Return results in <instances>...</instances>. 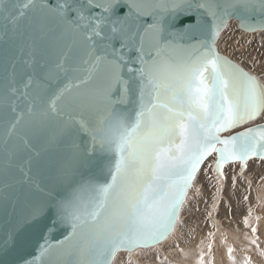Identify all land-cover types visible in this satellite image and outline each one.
Returning a JSON list of instances; mask_svg holds the SVG:
<instances>
[{
  "label": "snow or ice",
  "instance_id": "6c2138e0",
  "mask_svg": "<svg viewBox=\"0 0 264 264\" xmlns=\"http://www.w3.org/2000/svg\"><path fill=\"white\" fill-rule=\"evenodd\" d=\"M233 17L264 32V0H0V264H112L201 171L264 159V84L217 50Z\"/></svg>",
  "mask_w": 264,
  "mask_h": 264
},
{
  "label": "rangeland",
  "instance_id": "374dc122",
  "mask_svg": "<svg viewBox=\"0 0 264 264\" xmlns=\"http://www.w3.org/2000/svg\"><path fill=\"white\" fill-rule=\"evenodd\" d=\"M217 50L220 52V54L226 56L229 60H232L234 63H237L240 67L244 68L246 71L250 72L253 75H256L260 79L262 84H264V32H260V31H258V32H245L243 30H240L237 27V22L235 20L231 19L228 21L227 27L224 28L219 34V37L217 40ZM249 162H250V160H249ZM256 162L260 163V165H257L258 169H254L252 171L251 170L247 171L248 163H247V166L245 167V169H241L238 164H236L238 166V168L232 166L234 164L225 165V175L221 176V177H219L214 170H209L206 173L204 171H201L197 176L199 181L196 180V183H197V184H195L196 187H198V185H199V188H200L199 183L204 178H207V177L209 180H214L215 183L219 184V189L216 192V197H215V201H214L215 203H213V205H211V207H212L211 209L209 208L210 211L208 210L209 213H208L206 219H203V218H205V215H202L201 217H198V218L189 215L190 213H188L189 212L188 209H190L192 201L194 199L193 198L194 194L191 192L188 199H187L190 201H187V204L182 209L181 213L179 210V213H178L179 221H178L177 231H176V234L171 239L162 243L160 245L161 248L159 247L157 249L144 251L147 248H145V249L137 248V249L130 251V252L122 250V252L120 251L115 255L114 259L112 260L113 264H116V262H117L116 260H118L117 263H119V261L121 260V255L127 256L130 253L132 254L131 258L133 257L134 259H132V261L130 259V261H128L129 264H174V263H179V264H187V263L188 264H194V263L197 264V263H200L201 264V260H200L201 257H203V260H205V262L203 261V264H208V263L209 264H216L218 262H219V264H238V263L239 264H244V263L245 264H255V263L256 264H264V232H263V230H264L263 225L264 224H262V223H264V160L260 159L259 161H256ZM248 179H249V181H248ZM238 183H240V184H238ZM241 186H243V187H241ZM226 190H227V193H225ZM235 191L237 192V194L235 193ZM223 193H224V195H223ZM227 194L230 197H227ZM226 198L228 201H226ZM229 199L232 202L229 201ZM256 199H257V201H256ZM233 201H234V203H233ZM188 203H189V205H188ZM236 204H239V205H236ZM239 207L242 208V211ZM237 209L238 210L240 209V210L238 211ZM237 211H238V214L236 213ZM185 212H186V214L184 215ZM213 214H214V216H213ZM242 214H243V216H241ZM188 216H190V218ZM238 216H241V217H238ZM186 217L188 218V220L186 219ZM191 217H193L194 220H193V218L191 219ZM242 217L243 218L245 217V218L243 219ZM254 217H255V219H254ZM208 219H210V220H208ZM198 220H199V222L201 221L200 222L201 224L199 223L200 225L197 222ZM206 220L208 222H210V221H212V222H210V224H209L208 222H206ZM246 220H247V222H246ZM214 221H215L216 225L214 224ZM202 222H203V225H202ZM242 222L243 223L245 222V223L243 224ZM213 224H214V226H213ZM246 225H248V226H246ZM254 225H256V226H254ZM260 225H262L263 229H260V228H262ZM216 226H217L218 230L216 229V231H215L213 228H216ZM258 226H260V227L256 229V227H258ZM253 228L256 229V233H254L252 231ZM201 230H203V231H201ZM195 232L197 233V235H196L197 238L195 236ZM236 232H238L239 234ZM199 233L201 234V236L200 235L198 236ZM216 233L217 234L219 233L218 236L221 240L217 239L218 238L217 235H216L217 237L213 236ZM235 233L237 234V236L235 235ZM254 234H255V237H254ZM243 235H244V238L245 237H246V239L248 238L247 240L243 239V240L247 241L246 242L247 245H248L249 241L252 240V244L251 243L249 244L250 247L252 246L251 248L249 247V245L247 247L245 244V241H243L241 239ZM204 236L206 238L203 239L202 237H204ZM250 237L253 239H251ZM198 238H200V239H198ZM214 238H216V239H214ZM205 239H208V240H205ZM255 239H257L258 242ZM196 240L197 241L200 240L202 243L200 241L195 243ZM204 240H205V243H204ZM209 240H212V241H209ZM253 240H255V243H253ZM192 241H195L194 242L195 244ZM216 241H218V242H216ZM220 241H221V243H223L222 245L220 244ZM190 242L194 245H191ZM208 243H210V244H208ZM215 243H218V244L214 245ZM188 244H189V248L191 247V249L188 248ZM199 246H200V248H199ZM206 246H207V250L209 249L207 251V254H206V250H205ZM209 246H211V247L213 246L212 247L213 249ZM197 247H198V249H196ZM220 247L221 248L223 247V248L221 249ZM210 248H211V250H210ZM259 248H261V249L259 250ZM217 249L219 252L217 251ZM225 249H226V251H225ZM229 249H231L232 252H229ZM250 249H252L253 251ZM136 250H138V251H136ZM212 250H214L213 253H212ZM141 251H143V252H141ZM191 251H192V253L196 252L195 253L196 256L198 253V256L195 257V255L192 254ZM222 251H225L226 255ZM137 252H141V253H137ZM156 252H158V253H156ZM228 252H229V254H228ZM122 253H124V254H122ZM133 253H134V255H133ZM216 253H217V255H216ZM218 253H221V255L223 254L222 256L225 255V257H227V258L225 259V257L223 258L222 256H221L222 258L219 257L220 255ZM232 253L237 254L239 257L237 255L232 254ZM243 253L245 255H243ZM164 254H165V256H163ZM202 254H204V255L206 254V255L204 256ZM159 255H160V257H159ZM190 255L191 256L193 255L194 257L192 256V258H190L191 257ZM214 255L216 258L214 257ZM240 255H241V257H240ZM117 256H118V258H116ZM171 256H172V259H170ZM235 256H237V258ZM167 257H169V258H167ZM115 258H116V260H115ZM159 258H160V260H159ZM173 258H174V261H173ZM221 259H223L225 261H222ZM180 261H182V262H180ZM214 262H216V263H214ZM126 263L121 262L119 264H126Z\"/></svg>",
  "mask_w": 264,
  "mask_h": 264
},
{
  "label": "bare ground",
  "instance_id": "6f19581e",
  "mask_svg": "<svg viewBox=\"0 0 264 264\" xmlns=\"http://www.w3.org/2000/svg\"><path fill=\"white\" fill-rule=\"evenodd\" d=\"M256 32H258V31H256ZM250 124H252V123H249V124H246V125H243V126H241V127H239V128H237V129H235L234 131H237V130H239L240 128H243V127H246V126H248V125H250ZM260 159H250V162L248 163V168H247V171H249V170H254V169H258V166L257 165H260V163H258V162H256V161H259ZM264 160V159H263ZM236 164H238L239 166H240V164L239 163H235L234 165H232V166H234V167H237L238 168V166L236 165ZM246 171V172H247ZM249 173V172H248ZM200 176V175H199ZM208 179V177L207 178H204L199 184H200V188H199V185H198V187H196V185L195 184H197L196 183V180H198V178L193 182V185H192V187L188 190V192H187V194H186V196H185V198H184V203L182 204V206H181V208H180V213H181V211H182V209L186 206V204H187V201H190V200H187L188 199V197H189V195H190V193L192 192L193 194H194V199H193V201H192V204H191V207H190V209H188L189 210V212L188 213H190L189 215H191V216H193V217H201L202 215H205V218H203V219H206V217H207V215H208V213H209V211H210V209L212 208L211 207V205H213V203H215L214 201H215V197H216V192L218 191V189H219V184H217V183H215L214 182V180H207ZM199 181V180H198ZM248 181H249V179H248ZM247 181V182H248ZM238 184H240V183H238ZM244 184V183H243ZM252 186V185H251ZM263 186V185H262ZM241 187H243V186H241ZM249 187V186H248ZM230 189V188H229ZM261 189V188H260ZM220 192V191H219ZM225 192V191H224ZM245 192V191H244ZM250 192V191H249ZM255 192V191H254ZM201 193V194H200ZM225 193H227V190H226V192ZM235 193L237 194V192L235 191ZM243 193V192H242ZM235 194V195H236ZM240 194V193H239ZM244 194V193H243ZM220 195V194H219ZM223 195H224V193H223ZM226 195V194H225ZM230 195V194H229ZM242 195V194H241ZM245 195V194H244ZM222 196V195H221ZM191 197V196H190ZM224 197V196H223ZM227 197H230V196H228V194H227ZM237 197V196H236ZM247 197V196H246ZM256 197V196H255ZM238 198V197H237ZM191 199V198H190ZM220 199V198H219ZM231 199V198H230ZM229 199V201H231ZM261 199V198H260ZM192 200V199H191ZM226 201H228L227 200V198H226ZM235 201V200H234ZM234 201H233V203H234ZM256 201H257V199H256ZM259 201V200H258ZM220 202V201H219ZM232 202V201H231ZM217 203V202H216ZM238 203V202H237ZM223 204V203H222ZM221 204V205H222ZM263 204V203H262ZM188 205H189V203H188ZM217 205V204H216ZM235 205V204H234ZM236 205H239V204H236ZM243 205V204H242ZM230 206V205H229ZM189 207V206H188ZM236 207V206H235ZM238 207V206H237ZM210 208V209H209ZM240 208V207H239ZM241 209V211H242V208H240ZM239 209V210H240ZM209 210V211H208ZM236 210V209H235ZM238 210V209H237ZM238 210V211H239ZM186 211V210H185ZM230 211V210H229ZM238 211L236 212L237 214H238ZM212 212V211H211ZM260 212V211H259ZM240 213V212H239ZM186 214V212L184 213V215ZM215 214V213H214ZM214 214H213V216H214ZM244 214V213H243ZM243 214L241 215V216H243ZM250 214V213H249ZM241 216H238V217H241ZM245 216V215H244ZM189 218H190V216H188ZM193 217H191V219L193 218ZM246 217V216H245ZM244 217V218H245ZM196 218V219H197ZM214 218V217H213ZM218 218V217H217ZM243 218V217H242ZM243 218V219H244ZM186 219L188 220V218L186 217ZM250 219V218H249ZM254 219H255V217H254ZM190 220V219H189ZM193 220H194V218H193ZM202 220V219H201ZM208 220H210V219H208ZM212 220V219H211ZM259 220V219H258ZM178 221H179V216H178V218H177V220H176V222H175V225H174V227H173V230H172V232L163 240V241H161V242H159L157 245H155V246H152V247H149V248H147L146 250H144V251H148V250H152V249H157V248H159L160 247V245L162 244V243H164L165 241H167V240H169V239H171L175 234H176V231H177V227H178ZM184 221V220H183ZM213 221V220H212ZM212 221H210V222H212ZM245 221V220H244ZM261 221V220H260ZM198 222V224L201 222H199V220L197 221ZM206 222H208L207 220H206ZM210 222H208L209 224H210ZM218 222V221H217ZM216 222V223H217ZM246 222H247V220H246ZM243 223V222H242ZM245 223V222H244ZM243 223V224H244ZM193 224V223H192ZM197 224V223H196ZM201 224V223H200ZM199 224V225H200ZM208 224V225H209ZM214 224H215V221H214ZM214 224H213V226H214ZM233 224V223H232ZM237 224V223H236ZM235 224V225H236ZM262 224H264V223H262ZM194 225V224H193ZM202 225H203V222H202ZM201 225V226H202ZM216 225V224H215ZM249 225V224H248ZM248 225H246V226H248ZM218 226V225H217ZM217 226H216V228H213L215 231H216V229H217ZM221 226V225H220ZM238 226V225H237ZM254 226H256V225H254ZM261 227H262V225H260ZM260 226H258V227H256V229L257 228H259ZM264 226V225H263ZM194 227V226H193ZM211 227V226H210ZM219 228V227H218ZM241 228V227H240ZM260 229H263V227L262 228H260ZM218 230V229H217ZM201 231H203V230H201ZM200 231V232H201ZM213 231V230H212ZM248 231V230H247ZM198 232V231H197ZM218 232V231H217ZM222 232V231H221ZM243 232V231H242ZM246 232V231H245ZM244 232V233H245ZM263 232H264V230H263ZM213 233V232H212ZM236 233H238V232H236ZM235 233V235L237 236V234ZM241 233V232H240ZM243 233V234H244ZM254 233H256V231L254 232ZM219 234V233H218ZM218 234L216 233V234H214L213 236H218ZM239 234V233H238ZM242 234V233H241ZM262 234V233H261ZM197 235V233L195 232V236ZM201 236V234L199 233L198 234V236ZM258 235V234H257ZM263 235V234H262ZM203 236V235H202ZM206 236V235H205ZM202 237L203 239L204 238H206V237ZM216 236V237H217ZM261 236V235H260ZM221 237V236H220ZM249 237V236H248ZM254 237H255V234H254ZM196 238H197V236H196ZM195 238V239H196ZM251 238V237H250ZM261 238V237H260ZM198 239H200V238H198ZM214 239H216V238H214ZM217 239H220L219 238V236H218V238ZM242 240L243 239H245V240H247L246 239V237L244 238V235L242 236V238H241ZM251 239H253V238H251ZM205 240H208V239H205ZM205 240H204V243H205ZM221 240V239H220ZM223 240V239H222ZM245 240H243V241H245ZM250 240V239H249ZM248 240V241H249ZM256 241H257V239H255ZM255 240H253V241H255ZM200 240H196V242L195 241H192L193 243L195 242V243H197V242H199ZM209 241H212V240H209ZM219 241V240H218ZM218 241H216V242H218ZM201 242V241H200ZM229 242V241H228ZM247 241H245V244H246V246L248 247V245L251 243L252 244V240L251 241H249V243H248V245H247V243H246ZM258 242V241H257ZM191 243V242H190ZM189 243V244H190ZM194 243V244H195ZM202 243V242H201ZM203 243V244H204ZM213 243V242H212ZM189 244H188V248H189ZM194 244H192L191 243V245H194ZM199 244V243H198ZM208 244H210V243H208ZM207 244V245H208ZM218 243H215L214 245H217ZM220 244L222 245L223 243H221V241H220ZM190 245V246H191ZM255 245V244H254ZM197 246V245H196ZM237 246V245H236ZM193 247V246H192ZM213 247V246H212ZM211 247V248H212ZM216 247V246H215ZM218 247V246H217ZM238 247V246H237ZM249 247H250V245H249ZM252 247V246H251ZM250 247V248H251ZM256 247V246H255ZM260 247V246H259ZM161 248V247H160ZM199 248H200V246H199ZM211 248H210V250H211ZM221 248V247H220ZM223 248V247H222ZM221 248V249H222ZM263 248V247H262ZM189 249H191V247L189 248ZM196 249H198V247L196 248ZM213 249V248H212ZM215 249V248H214ZM249 249V248H248ZM253 249V248H252ZM252 249H250V250H252ZM261 248H259V250H260ZM206 254H207V251L209 250H207V246H206ZM136 251H138V250H136ZM158 251V250H157ZM166 251V250H165ZM200 251V250H199ZM202 251V250H201ZM213 251L214 250H212V253H213ZM217 251H218V249H217ZM225 251H226V249H225ZM225 251H222V252H224L225 253V255H226V252ZM253 251V250H252ZM120 252V251H119ZM122 252V251H121ZM141 252H143V251H141ZM141 252H137V253H141ZM219 252V251H218ZM232 252V251H231ZM236 252V251H235ZM240 252V251H239ZM242 252V251H241ZM118 253V252H117ZM116 253V254H117ZM125 253V252H124ZM124 253H122V254H124ZM156 253H158V252H156ZM168 253V252H167ZM170 253V252H169ZM191 253H192V251H191ZM196 253V252H195ZM195 253H192V254H194L195 255ZM203 253V252H202ZM253 253V252H252ZM115 254V255H116ZM205 254V255H206ZM209 254V253H208ZM220 256L219 257H221L222 255H221V253H218ZM228 254H229V252H228ZM232 254H234V253H232ZM247 254V253H246ZM119 255V254H118ZM131 253L130 254H128L127 256H123V255H121V262H123V263H128V261H130V259H131V261H132V259H134L133 257L131 258ZM133 255H134V253H133ZM143 255V254H142ZM157 255V254H156ZM169 255V254H168ZM202 255H204V254H202ZM204 255V256H205ZM216 255H217V253H216ZM225 255L224 256H222L223 258L225 257ZM234 255H237V254H234ZM233 255V256H234ZM243 255H245L244 253H243ZM158 256V255H157ZM163 256H165V254L163 255ZM170 256V255H169ZM191 256V255H190ZM193 256V255H192ZM192 256L190 257V258H192ZM197 256H198V253H197ZM196 255H195V257H197ZM208 256V255H207ZM238 256V255H237ZM237 256H235L236 258H237ZM159 257H160V255H159ZM194 257V256H193ZM211 257V256H210ZM209 257V258H210ZM214 257H215V255H214ZM221 257V258H222ZM232 257V256H231ZM239 257V256H238ZM240 257H241V255H240ZM116 258H118V256L116 257ZM116 258H115V260H116ZM140 258V257H139ZM153 258V257H152ZM167 258H169V257H167ZM212 258V257H211ZM216 258V257H215ZM227 257H225V259H226ZM247 258V257H246ZM251 258V257H250ZM114 259V258H113ZM162 259V258H161ZM170 259H172V256L170 257ZM199 259V258H198ZM206 259V258H205ZM208 259V258H207ZM214 259V258H213ZM243 259V258H242ZM145 260V259H144ZM143 260V261H144ZM155 260V259H154ZM159 260H160V258H159ZM176 260V259H175ZM190 260V259H189ZM193 260V259H192ZM200 260H201V258H200ZM209 260V259H208ZM215 260V259H214ZM219 260V259H218ZM222 261H225V260H223V259H221ZM238 260V259H237ZM117 262H118V260H116ZM115 261V262H116ZM119 261V263H121ZM173 261H174V258H173ZM204 262H205V260H203ZM217 261V260H216ZM116 262V264H119V263H117ZM136 262V261H135ZM177 262V261H176ZM180 262H182V261H180ZM245 262V261H244ZM126 263V264H127ZM132 263V262H131ZM138 263V262H137ZM187 263V262H186ZM214 263H216V262H214ZM112 264H113V262H112ZM129 264V263H128ZM174 264H179V263H174ZM188 264V263H187ZM195 264V263H194ZM197 264H200V263H197ZM209 264V263H208ZM216 264H219V262L218 263H216ZM239 264V263H238ZM245 264V263H244ZM256 264V263H255Z\"/></svg>",
  "mask_w": 264,
  "mask_h": 264
},
{
  "label": "water",
  "instance_id": "95a60500",
  "mask_svg": "<svg viewBox=\"0 0 264 264\" xmlns=\"http://www.w3.org/2000/svg\"><path fill=\"white\" fill-rule=\"evenodd\" d=\"M231 19H233V20H235V21L237 22V27H238V20H237L235 17H233V18H231ZM231 19H229V20H231ZM229 20H228V21H229ZM227 23H228V22H227ZM238 28H239V27H238ZM239 29H240V28H239ZM240 30H241V29H240ZM243 31H244V30H243ZM245 32H249V31H245ZM221 55H222V54H221ZM260 82H261V81H260ZM261 83H262V82H261ZM242 126H243V125H242ZM252 126H254V124H250V125H248V126H246V127H252ZM240 127H241V126H240ZM246 127L240 128V129L237 130V131H243L244 128H246ZM238 128H239V127H238ZM226 134H227V133H226ZM251 159H261V158L253 157V158H251ZM240 168H241V169H245V166H243V165L240 164ZM216 174L218 175V173H216ZM218 176H219V175H218ZM219 177H221V176H219ZM178 213H179V212H178ZM178 213H177V216H176V220H177V217H178ZM176 220H175V222H176ZM175 222H174V225H175ZM171 232H172V231H171ZM171 232H170V233H171ZM170 233H169V234H170ZM169 234H168V235H169ZM56 235H57L58 238H62V236L60 235V233H57ZM168 235H167V236H168ZM163 240H164V239H163ZM163 240H162V241H163ZM160 242H161V241H160ZM157 244H158V243H157ZM157 244H155V245H157ZM155 245H153V246H155ZM151 247H152V246H151ZM136 249H137V248H136ZM140 249H145V248H140ZM134 250H135V249H134ZM132 251H133V250H132ZM6 259H7V260H13V259H16V257H15V255H12V256L7 257Z\"/></svg>",
  "mask_w": 264,
  "mask_h": 264
}]
</instances>
